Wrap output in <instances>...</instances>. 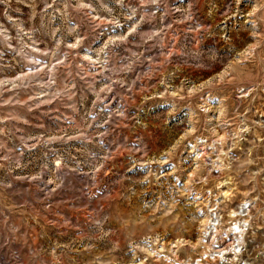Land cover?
<instances>
[{
  "label": "rangeland",
  "instance_id": "obj_1",
  "mask_svg": "<svg viewBox=\"0 0 264 264\" xmlns=\"http://www.w3.org/2000/svg\"><path fill=\"white\" fill-rule=\"evenodd\" d=\"M190 262L264 264V0H0V264Z\"/></svg>",
  "mask_w": 264,
  "mask_h": 264
},
{
  "label": "bare ground",
  "instance_id": "obj_2",
  "mask_svg": "<svg viewBox=\"0 0 264 264\" xmlns=\"http://www.w3.org/2000/svg\"><path fill=\"white\" fill-rule=\"evenodd\" d=\"M205 147V146H204ZM224 194L226 195V196H229V193L227 192V191H225L224 192ZM233 210V209H232ZM231 211V210H230ZM232 213H231V217H236L234 220L232 219V223H233V221H234V226H235V228L233 229V230H235L236 229V233H237V230H239V233L237 234V236L238 235H242V237H243V235H244V231H245V226H244V224L246 223H248V218H246L247 217V215H248V213L250 212V210H249V208H246L245 207V205H244V203L240 206V208H239V210L238 211H231ZM211 222L209 223L210 224V226H214V228H217V226L219 225V222H218V220H216V219H218L217 218V216H213L212 214H211ZM250 217V216H249ZM218 223H217V222ZM243 223V224H242ZM209 226V225H208ZM212 233V232H211ZM218 233V232H217ZM219 252V251H218ZM211 255H213V254H211L210 253V256ZM202 260V259H201ZM193 262H190L189 264H192ZM184 264H186V263H184ZM198 264H200L199 262H198Z\"/></svg>",
  "mask_w": 264,
  "mask_h": 264
},
{
  "label": "built area",
  "instance_id": "obj_3",
  "mask_svg": "<svg viewBox=\"0 0 264 264\" xmlns=\"http://www.w3.org/2000/svg\"><path fill=\"white\" fill-rule=\"evenodd\" d=\"M200 140H201V141H200L201 144H205V143L207 142V139H205V138H203V137L200 138Z\"/></svg>",
  "mask_w": 264,
  "mask_h": 264
}]
</instances>
